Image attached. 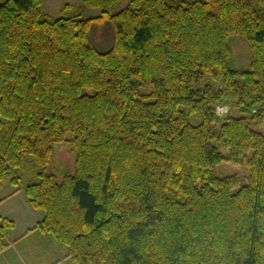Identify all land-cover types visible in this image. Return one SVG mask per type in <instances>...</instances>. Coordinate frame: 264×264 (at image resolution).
Segmentation results:
<instances>
[{
  "label": "trees",
  "instance_id": "trees-1",
  "mask_svg": "<svg viewBox=\"0 0 264 264\" xmlns=\"http://www.w3.org/2000/svg\"><path fill=\"white\" fill-rule=\"evenodd\" d=\"M84 1L100 14L0 3V183L19 187L12 170L32 157L35 229L73 264H264V134L251 126L264 121V0H130L114 14L121 0ZM107 23L99 51L89 32ZM234 36L247 70L229 67ZM223 98L239 116L215 115ZM61 142L76 159L58 181L45 167ZM244 157L233 191L213 165ZM12 226L0 217V251Z\"/></svg>",
  "mask_w": 264,
  "mask_h": 264
},
{
  "label": "rangeland",
  "instance_id": "rangeland-1",
  "mask_svg": "<svg viewBox=\"0 0 264 264\" xmlns=\"http://www.w3.org/2000/svg\"><path fill=\"white\" fill-rule=\"evenodd\" d=\"M4 1L5 0H0V3H3ZM129 1L130 0H121L116 2L108 10L111 14H114L124 8ZM41 10L44 14L53 18L75 16L81 19L97 16L101 11L98 7L88 5L84 0H41ZM89 40L99 51L108 50L111 47L113 40V31L110 24L107 23L91 30L89 32ZM228 43L231 51L229 59L230 69L247 70L251 60L249 43L238 36L229 38ZM220 105H223L222 107H227V111L219 119L226 118L230 113L233 115H240L237 109L233 110L231 108L229 102L226 101V98H223L222 102L217 106L220 107ZM217 106L215 108V115ZM252 112H255V109H252ZM244 116L248 121L250 120L249 114H245ZM251 126L254 130L264 134V121H251ZM215 127L217 128L218 125L216 124ZM222 153L226 155L228 151L222 149ZM75 159V152L70 149L68 143L61 142L54 145L52 157L45 167V171L47 173H53L57 180L61 181L64 175L68 173L73 174L75 172ZM37 171L38 167L34 164L32 157L26 155L23 158L22 164L12 170V174L15 177H18L20 186L23 188L28 183L37 180ZM213 172L219 178L231 180L232 190L234 191L248 183L250 168L246 157L241 158L238 162H231L224 159L213 165ZM10 178L11 176L7 177L3 182H9V184H11ZM2 183H0V186ZM19 187L18 189H20Z\"/></svg>",
  "mask_w": 264,
  "mask_h": 264
},
{
  "label": "crops",
  "instance_id": "crops-1",
  "mask_svg": "<svg viewBox=\"0 0 264 264\" xmlns=\"http://www.w3.org/2000/svg\"><path fill=\"white\" fill-rule=\"evenodd\" d=\"M0 217L13 222L5 234L8 245L0 251V264H73L64 246L35 229L44 213L27 205L22 186L2 183Z\"/></svg>",
  "mask_w": 264,
  "mask_h": 264
},
{
  "label": "built area",
  "instance_id": "built-area-1",
  "mask_svg": "<svg viewBox=\"0 0 264 264\" xmlns=\"http://www.w3.org/2000/svg\"><path fill=\"white\" fill-rule=\"evenodd\" d=\"M222 106L223 105H220V107L217 106L216 115L218 117H222L224 115V113H226V111H227V107H222Z\"/></svg>",
  "mask_w": 264,
  "mask_h": 264
}]
</instances>
